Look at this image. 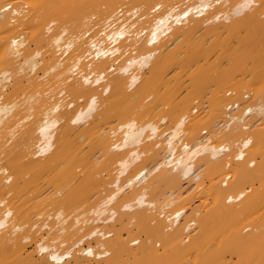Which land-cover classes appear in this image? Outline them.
<instances>
[{"label":"bare ground","instance_id":"obj_1","mask_svg":"<svg viewBox=\"0 0 264 264\" xmlns=\"http://www.w3.org/2000/svg\"><path fill=\"white\" fill-rule=\"evenodd\" d=\"M228 255L264 264V0H0V264Z\"/></svg>","mask_w":264,"mask_h":264},{"label":"rangeland","instance_id":"obj_2","mask_svg":"<svg viewBox=\"0 0 264 264\" xmlns=\"http://www.w3.org/2000/svg\"><path fill=\"white\" fill-rule=\"evenodd\" d=\"M221 57H222V53L221 52H216L215 53V55L213 56V57H211V59L213 60V62H217L219 59H221ZM185 73V72H184ZM183 72H181V74H182V79L181 80H185L186 79V74H184ZM213 76H215V73L213 74ZM176 86V85H175ZM178 96H181L180 94H177ZM177 96V97H178ZM22 97H24V95H22ZM112 115H114L113 113H112ZM107 178H110V177H107ZM33 250V245H31V244H28L27 245V247L25 248V251H24V254H26V253H28V252H31ZM227 259L229 260V262L232 264L233 262H234V260H236V257L235 256H233V257H231V256H227Z\"/></svg>","mask_w":264,"mask_h":264}]
</instances>
